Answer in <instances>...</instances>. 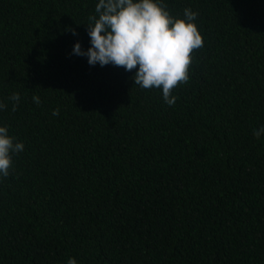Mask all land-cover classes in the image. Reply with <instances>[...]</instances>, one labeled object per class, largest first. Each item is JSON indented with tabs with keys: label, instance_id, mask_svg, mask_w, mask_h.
<instances>
[{
	"label": "trees",
	"instance_id": "16d2710c",
	"mask_svg": "<svg viewBox=\"0 0 264 264\" xmlns=\"http://www.w3.org/2000/svg\"><path fill=\"white\" fill-rule=\"evenodd\" d=\"M97 2L0 0V264H264V0H162L203 38L172 106L72 54Z\"/></svg>",
	"mask_w": 264,
	"mask_h": 264
},
{
	"label": "clouds",
	"instance_id": "9594fccd",
	"mask_svg": "<svg viewBox=\"0 0 264 264\" xmlns=\"http://www.w3.org/2000/svg\"><path fill=\"white\" fill-rule=\"evenodd\" d=\"M197 13L185 8L183 18L173 17L162 0H98L95 15L88 17L87 34L90 47L85 51L79 42L72 54L87 57L89 65H113L132 72L131 79L141 89H160L166 104L172 106L177 97L173 90L189 80L192 53L203 46V38L194 21ZM76 35L74 29H69ZM12 111H16L20 95L12 93ZM36 105L39 96L33 95ZM8 108L0 102V111ZM59 114L54 109L52 115ZM253 136H264V126L253 130ZM7 126H0V177H8L12 155L24 150L22 142H14ZM66 264H77L69 257Z\"/></svg>",
	"mask_w": 264,
	"mask_h": 264
}]
</instances>
